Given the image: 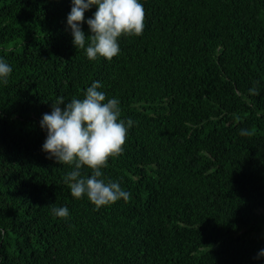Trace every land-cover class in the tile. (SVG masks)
<instances>
[{
	"label": "trees",
	"instance_id": "1",
	"mask_svg": "<svg viewBox=\"0 0 264 264\" xmlns=\"http://www.w3.org/2000/svg\"><path fill=\"white\" fill-rule=\"evenodd\" d=\"M140 2L143 34L109 61L74 46L72 0H0V264H264V0ZM97 80L134 122L102 169L131 199L99 209L40 125Z\"/></svg>",
	"mask_w": 264,
	"mask_h": 264
},
{
	"label": "clouds",
	"instance_id": "2",
	"mask_svg": "<svg viewBox=\"0 0 264 264\" xmlns=\"http://www.w3.org/2000/svg\"><path fill=\"white\" fill-rule=\"evenodd\" d=\"M97 6L93 17L87 19L90 35H86L82 25L85 12ZM146 11L140 0H72V8L67 16V25L77 49H85L89 60L98 56L111 61L120 53L118 38L123 35L140 36L145 27ZM13 69L0 58V83L7 84ZM254 86L249 89L252 95H259ZM102 84L95 81L86 89L83 99L73 97L67 103L63 96L52 103V111L43 114L40 121L47 132L42 150L49 159L58 164L73 165L66 173L64 182L76 199L85 195L99 209L115 204L123 199L126 203L131 193L122 189L119 182L103 178L102 169L107 167L109 158H116L124 151L128 130L134 122L121 119L120 102L108 99L100 91ZM259 115V114H258ZM241 136L252 137L254 129H240ZM92 170L91 175H82L81 169ZM55 216L67 219L69 209L53 207ZM264 257L261 249L255 259Z\"/></svg>",
	"mask_w": 264,
	"mask_h": 264
}]
</instances>
